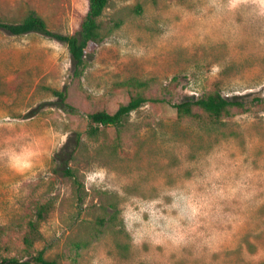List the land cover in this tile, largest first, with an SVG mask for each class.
I'll return each instance as SVG.
<instances>
[{"label": "rangeland", "instance_id": "obj_1", "mask_svg": "<svg viewBox=\"0 0 264 264\" xmlns=\"http://www.w3.org/2000/svg\"><path fill=\"white\" fill-rule=\"evenodd\" d=\"M30 10L73 35L88 0H0L1 20ZM99 21L81 80L62 43L0 30V260H29L20 224L50 203L31 253L60 264H264V0H110ZM216 91L243 106L178 118ZM138 92L124 127L89 137Z\"/></svg>", "mask_w": 264, "mask_h": 264}, {"label": "trees", "instance_id": "obj_2", "mask_svg": "<svg viewBox=\"0 0 264 264\" xmlns=\"http://www.w3.org/2000/svg\"><path fill=\"white\" fill-rule=\"evenodd\" d=\"M110 0H88V12L80 25V29L73 35H64L53 32L49 29L46 21L35 10H30L27 15L18 23H11L0 19V30L12 36H24L31 33H39L50 39L56 40L68 48L73 68V77L81 80L89 63L88 49L92 44H99L103 40L100 18L109 7ZM141 12V8H138ZM146 87L147 83L139 84ZM62 101L66 103V92L55 91ZM150 99L142 92H138L131 97L130 101L119 107L115 113L99 111L89 115L90 129L87 132L89 137H96L100 128L115 127L120 129L124 127L128 117L139 108H141ZM243 102L239 99L229 98L220 92H212L203 95L197 99H189L175 105L178 118L193 119L200 122L206 117L211 123H218L225 118L234 115V110L242 107ZM77 145L81 142V136H77ZM73 159V153L61 152L56 154L54 160L59 165L57 172H63L66 176L75 178L76 175L70 167V161ZM78 183V180H75ZM50 203H45L38 207L35 213V219L28 220L25 224H20V235L22 239L23 252L29 255V260L21 262L18 258H1L0 264H60L56 259H50L45 256L43 251L37 254L31 253L35 245L41 240L40 224L44 221L51 211ZM12 229L0 226V243L2 238Z\"/></svg>", "mask_w": 264, "mask_h": 264}]
</instances>
